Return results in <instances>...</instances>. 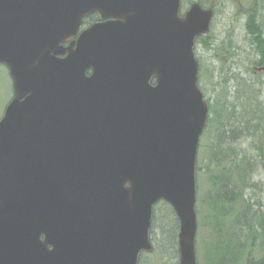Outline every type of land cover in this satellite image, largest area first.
I'll return each mask as SVG.
<instances>
[{
  "label": "water",
  "instance_id": "95a60500",
  "mask_svg": "<svg viewBox=\"0 0 264 264\" xmlns=\"http://www.w3.org/2000/svg\"><path fill=\"white\" fill-rule=\"evenodd\" d=\"M213 16L197 1L181 14V0H0L13 88L0 119V264H138L159 201L179 222L177 264H196L209 104L194 47Z\"/></svg>",
  "mask_w": 264,
  "mask_h": 264
},
{
  "label": "rangeland",
  "instance_id": "374dc122",
  "mask_svg": "<svg viewBox=\"0 0 264 264\" xmlns=\"http://www.w3.org/2000/svg\"><path fill=\"white\" fill-rule=\"evenodd\" d=\"M184 1L182 10L194 0ZM258 1L256 6L261 11L259 20L264 21V0ZM206 2L215 6V13L210 30L206 34L210 47L199 44L194 47L196 56L202 63L199 86L210 104L217 98L226 99L229 107L234 104L237 116L236 120L235 117L229 118L223 132L208 128L204 138L202 136L199 141L196 158V264H248V258L258 261L264 253V229L261 231L256 223L259 211H264V160L260 161L256 157L254 145L257 137L243 136L241 126L244 125V118L240 117V112L247 110L246 99L242 100L243 103L239 102L236 95L249 86L253 90L258 89V85H251L250 81L258 79V73L264 80V70H258L264 65L252 63L256 60V51L254 44L249 40L246 20L249 10L254 6L253 0H205ZM10 96V77L5 66L0 64V116ZM258 96L260 101L264 100V89L262 94L258 91ZM211 144H215L214 151L219 160L227 161L228 157L227 168L234 181H239L243 168L249 180L247 187H237V195L230 194L228 210L233 217L226 227L223 226L224 218L218 217L216 213L218 199L214 195L217 193L210 188L209 175L212 170H207V162L211 154L208 145ZM224 152L228 155L222 156ZM236 164L238 168L232 173L231 170L237 167ZM222 207L227 208V205ZM172 218L170 210L159 205L151 228L154 248L152 252L142 254L138 264L178 263V227L175 231ZM236 228L240 233L239 237L236 236V241H241V255L231 263L230 259L225 257L236 252V245L233 241L230 242L231 233H228V230ZM258 231H261V234H257ZM247 233L250 235H245Z\"/></svg>",
  "mask_w": 264,
  "mask_h": 264
},
{
  "label": "trees",
  "instance_id": "16d2710c",
  "mask_svg": "<svg viewBox=\"0 0 264 264\" xmlns=\"http://www.w3.org/2000/svg\"><path fill=\"white\" fill-rule=\"evenodd\" d=\"M196 1L203 7H212L213 9H215V6L212 3H207V2L205 3V0H196ZM258 3H259L258 0L257 2L256 0H253L252 4L254 6L251 7V9L247 14L246 27H247V33L249 35V40L251 43L254 44V50L256 51V60L253 61L252 63L261 66L264 65V30H263L264 21L259 20V13L261 11L260 8L256 6V4ZM182 4H185L184 0H182ZM85 19L86 22L95 21L97 20V15L91 14ZM206 36L207 35L197 37L195 41V46L199 44L205 46L206 48H209L210 47L208 44L209 40L208 37ZM198 61H199V76L201 77L202 63L200 62L199 59ZM246 69H250V68H246ZM258 76H259L258 79H254L250 81L251 85H258L257 90H253V88L249 86L246 90L239 92L236 96L239 102L240 101L242 102L243 99H246L245 107L247 108V110H245L244 112L243 111L240 112L241 114L240 117L244 118L243 120L244 125L241 126L243 136L247 137V135H252V137H257L256 138L257 142L254 145V150L256 153V157L260 161H262L264 160V100L262 101L259 100L258 91L260 90L262 94V89H264V80L260 75V73H258ZM227 108H229V110H227ZM209 114L211 115L208 116L207 123L204 132L202 134L203 138L205 131L208 128L211 129L212 131L223 132L229 118L235 117L236 120V116H237L235 112L234 104H230L229 107L227 100L224 98H217L214 103L212 104L209 103ZM208 147H210L211 154L207 162V167H208L207 170H212L209 175V180L211 183L210 188H212V191L217 193L216 195H214L218 199V204H217L218 207L216 209V213L218 217L224 218L223 226L226 227L229 221L231 220V218L233 217V215L229 213L230 210H228V207L230 205L228 203V199L231 200L230 194L236 193L237 195L238 194L236 190L237 187H239L240 189H242V187H247V185L249 184V180L243 168L242 176L239 177V181H234V179L231 177L230 170H228L227 168V162L229 160L228 157H227V161L223 159L219 160L218 157L215 155V151H214L216 147L215 144L208 145ZM227 152L229 151L227 150ZM226 154L227 153L224 152L222 153V156H226ZM236 165L237 167H234L233 170H231L232 173L237 170L238 164ZM159 205H163L165 206L166 210H170L173 217L172 221L174 223L175 231H176L177 227L179 226L177 218L172 208L166 202L163 201L158 202L153 208L152 226H153L155 211L159 207ZM224 205H227V208L222 207ZM257 217H258L256 221L257 226H260L262 231L264 229V211L261 212L259 211ZM261 231H258L256 233L261 234ZM150 232H152V230ZM228 233H231L230 242L233 241L234 244L236 245L235 246L236 252H233L232 254H227L225 259L229 258L231 263H233V261H236V259L241 255L240 247H242V244L241 241L240 243L239 241L238 242L236 241V236L237 237L240 236V233L237 232V228L232 229L231 231L228 230ZM245 235L249 236L250 233H247ZM259 259L260 260L255 261L253 258H248L247 262L248 264H264V253L263 256H261Z\"/></svg>",
  "mask_w": 264,
  "mask_h": 264
},
{
  "label": "flooded vegetation",
  "instance_id": "af4514ba",
  "mask_svg": "<svg viewBox=\"0 0 264 264\" xmlns=\"http://www.w3.org/2000/svg\"><path fill=\"white\" fill-rule=\"evenodd\" d=\"M97 15V14H96ZM88 17V16H87ZM86 19L84 18V20H83V22H82V25L80 26V28H79V32L81 31V30H83V29H85V28H87V27H89L91 24H93V23H95V22H97L98 20H99V18H98V15H97V20H95V21H91V22H86L85 21ZM78 32V33H79ZM68 44V42H64V43H62V45L63 46H66ZM65 54H61V55H59V57H63ZM89 74V73H88ZM12 96H13V90H12V86H11V98H12ZM10 98V99H11ZM1 116H2V114H1ZM0 116V117H1Z\"/></svg>",
  "mask_w": 264,
  "mask_h": 264
}]
</instances>
